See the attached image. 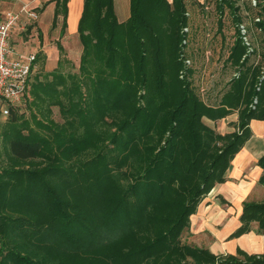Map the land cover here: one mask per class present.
Instances as JSON below:
<instances>
[{
	"label": "trees",
	"instance_id": "obj_1",
	"mask_svg": "<svg viewBox=\"0 0 264 264\" xmlns=\"http://www.w3.org/2000/svg\"><path fill=\"white\" fill-rule=\"evenodd\" d=\"M53 1L50 27L60 15V37L66 0ZM232 2L214 1L218 28L225 6L239 11ZM128 4V16L117 21L112 0H82L76 71L64 68L61 55L51 69L30 75L32 97L5 116L0 144L11 164L0 168V264H264L261 256L245 255L242 262L180 241L199 201L225 180L251 134L250 120H264V68L248 62L254 51L236 21L226 57L236 72L210 105L190 79L178 77L185 0ZM55 47L61 54L58 40ZM141 89V107L130 110ZM30 102L42 118H22L19 111ZM51 106L60 122L50 116ZM233 113L231 132L204 122ZM105 125H116L108 133L111 148L81 159L102 142ZM17 158L29 164L20 167L12 162ZM258 163L264 183V155ZM120 169L121 178H133L125 188L113 175ZM241 220L233 236L251 220L264 230V202L244 203Z\"/></svg>",
	"mask_w": 264,
	"mask_h": 264
},
{
	"label": "rangeland",
	"instance_id": "obj_2",
	"mask_svg": "<svg viewBox=\"0 0 264 264\" xmlns=\"http://www.w3.org/2000/svg\"><path fill=\"white\" fill-rule=\"evenodd\" d=\"M168 1L170 2V0ZM214 1L218 0H185L187 6L185 11L187 15L185 16L188 19L185 24H179L178 26L179 34H185V37L181 40V43L185 44V48H183V52L180 51L177 54V59L181 62L178 77L190 79L196 94L210 105L217 103L220 95L228 88L229 82L236 72V69L226 62L229 48L235 39L234 24L236 21L237 24L242 23L246 28L249 45L245 44V46L248 52L251 53L254 51V54L250 56L248 62H258L261 65V71L264 68V42L262 41L264 36V22H261L260 26L257 25V22L263 19L262 4H259L256 8H251L252 6H249V0H235V2H232L233 0H225L231 1L235 7H239V11L235 12L233 9L225 6L223 15L221 16L222 27L218 28V19L220 16L215 9ZM43 2L44 0H41V3ZM47 2L54 3L53 0H47ZM199 2H204L203 6H200ZM259 2L261 3V1ZM80 4L81 0H66L64 33L60 37V16L57 17L55 27L52 28L50 27L52 7H45L39 17L37 14L39 13V9L35 8L37 17L34 21L30 22V24L33 23L30 26H36L37 23L40 28L34 31V27H31L30 30L23 33L22 45L20 43L15 44V48L20 52H33L35 54L37 52L35 67L31 73V78L35 73L41 72L48 62H53L58 57H61V55L68 61L64 63V68L66 70L76 71L80 44L77 40L75 30L80 15ZM112 9L117 21L125 20L129 10L128 0H112ZM235 14L238 16H235ZM256 17L259 19L256 20ZM233 18L235 19L234 21ZM238 32L240 33V31ZM56 40L62 46L61 54L55 47ZM188 68H192L193 70L191 75L189 74ZM260 75V78H262L263 73L261 72ZM142 92V89L136 91V99L133 102L134 105L130 107V110L134 107H141L143 100L139 97V93ZM33 109L30 102V105L23 109L21 108L19 113H22V118L27 121L32 119V114L37 118H42ZM50 111V116L56 122H60L57 108L51 106ZM4 120L5 116L0 113V131ZM204 122L215 125L216 130L221 131L220 124H216L206 118H204ZM227 126L228 130L233 131L236 129V124H227ZM100 127L102 128L103 125H100ZM100 127L99 129H101ZM105 127H107L104 129L106 136H104L102 142L95 146L94 150L88 151L81 159L94 155L96 151L105 153L107 152L106 147L111 148L112 145L109 140L110 134L108 133L115 131L116 125H110L109 127L105 125ZM8 155L10 154H7V147L3 150V146L0 144V168L11 164ZM16 161L20 167H25V164H29L27 160L18 158L12 162L14 163ZM122 170L120 169L121 174L120 172H114L113 175L119 180L122 187L125 188L133 178L132 176L121 178V175H125L122 173ZM180 241L186 243V240L182 238V234H180Z\"/></svg>",
	"mask_w": 264,
	"mask_h": 264
},
{
	"label": "crops",
	"instance_id": "obj_3",
	"mask_svg": "<svg viewBox=\"0 0 264 264\" xmlns=\"http://www.w3.org/2000/svg\"><path fill=\"white\" fill-rule=\"evenodd\" d=\"M44 2L0 0V15L5 10L17 9L22 3H28L34 12L35 8L39 9L38 17L45 7L51 6L53 12L54 3H48L47 0ZM81 5L82 0L79 11ZM31 24L27 23L22 28L16 27L13 30L11 40L14 46L22 43L23 33L31 27H34V31L40 28L37 23L36 26H30ZM55 62L56 60L48 62L44 69H51ZM236 120L237 113H233L214 123L220 124L221 131L218 132L224 134L231 132L227 129V124L231 125ZM249 128L251 134L230 160L224 174L225 180L215 183L202 197L195 212L189 217L188 226L181 233L183 240L192 246L204 248L216 256L233 255L242 262H245V255L264 257V230L259 227L258 220L249 221L246 231L232 235L243 224L241 215L244 203L264 202V183L260 180L263 169L258 163L259 158L264 155V120H250Z\"/></svg>",
	"mask_w": 264,
	"mask_h": 264
},
{
	"label": "built area",
	"instance_id": "obj_4",
	"mask_svg": "<svg viewBox=\"0 0 264 264\" xmlns=\"http://www.w3.org/2000/svg\"><path fill=\"white\" fill-rule=\"evenodd\" d=\"M259 4L264 5V0H249L252 7ZM36 17L28 3L20 4L15 10H5L0 15V113L3 116L9 113L10 107H23L30 100V75L35 67L36 54L18 51L11 34L16 27L22 28ZM238 28L244 44L249 45L245 26L240 23Z\"/></svg>",
	"mask_w": 264,
	"mask_h": 264
}]
</instances>
